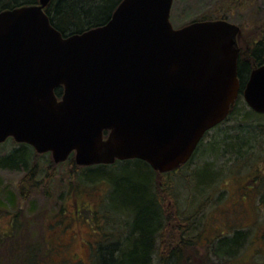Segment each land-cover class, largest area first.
<instances>
[{
    "label": "water",
    "instance_id": "water-1",
    "mask_svg": "<svg viewBox=\"0 0 264 264\" xmlns=\"http://www.w3.org/2000/svg\"><path fill=\"white\" fill-rule=\"evenodd\" d=\"M50 1L0 11V144L11 138L55 164L138 159L167 173L230 114L241 88L235 24L175 29L172 0H122L104 25L63 36ZM242 98L264 114V64Z\"/></svg>",
    "mask_w": 264,
    "mask_h": 264
},
{
    "label": "rangeland",
    "instance_id": "rangeland-1",
    "mask_svg": "<svg viewBox=\"0 0 264 264\" xmlns=\"http://www.w3.org/2000/svg\"><path fill=\"white\" fill-rule=\"evenodd\" d=\"M21 1L26 4L33 0ZM219 16L239 28L236 43L240 55L245 57L246 46L257 40L260 29L264 27V0H172L170 23L175 29L202 18L214 19ZM241 101L244 110L239 109L240 116L237 121L232 117L219 128L207 132L195 150L188 168L169 174L154 172L153 183L160 187V190L155 188L156 193L164 198V218H172L168 228L162 227V252L179 249L184 252V256L190 255L189 264L196 261L209 264H264V203L260 201L262 192L264 194V145L253 151L257 155L256 158L250 156L239 159L241 165L233 161L234 155L230 150H208L209 144L217 145L216 143L223 139L231 143L239 133V125L242 123L240 119L244 111L251 110L243 99ZM257 121L264 123V118ZM244 136L241 132V137ZM17 144L8 138L0 145V158L17 149ZM37 156L34 159L39 170L36 188L30 186L32 183L25 179L22 171L0 167V200L7 203L6 199L9 198L13 202L0 209V240L3 237L7 245L8 241L13 242L9 233L17 225L26 233V241L29 244L47 251L49 247L53 249L57 242L54 238L48 242L47 234L56 229H63L65 225L64 220L59 222L65 212L63 206L66 207L73 201L87 202L89 205L104 201L107 207H116L119 203H108V194L112 192V189L107 192V187L109 189L110 186L108 174L104 179L95 177L92 172H86V180L89 179L88 181L94 184L82 183L83 180L80 183L77 180L74 182L75 170L69 160L55 164L50 154ZM128 171L130 169H126V166H121L111 176H120L121 172ZM72 183H77L78 187L70 188ZM203 187H207L205 191ZM105 205H102V208L106 207ZM174 217L183 222L178 225L173 221ZM123 218L126 219V216ZM128 222L130 223V219ZM128 222L120 221L121 229L128 231ZM53 223L56 225L51 227ZM240 230L245 234L244 247L226 263L212 260L209 254L211 242L206 247V240L218 235L231 236L234 231ZM119 234L114 233L115 240H118ZM124 235L119 239H124ZM259 235L262 239L258 242ZM16 239L20 237L16 236ZM7 253L5 244L1 243L0 264H21V257H24L21 253H15L17 257ZM56 261L55 256L46 254V258L41 263L39 261V264H56ZM152 264L158 263L154 261Z\"/></svg>",
    "mask_w": 264,
    "mask_h": 264
},
{
    "label": "trees",
    "instance_id": "trees-1",
    "mask_svg": "<svg viewBox=\"0 0 264 264\" xmlns=\"http://www.w3.org/2000/svg\"><path fill=\"white\" fill-rule=\"evenodd\" d=\"M121 1L122 0H52L46 10V14L49 16L51 25L63 36L80 34L86 30L104 25L110 19L113 11ZM22 2L21 0H0V10L24 5L25 3ZM30 3L33 2L31 1ZM214 19L226 20L222 16ZM206 20L213 19L206 17L202 18L200 21ZM251 45L248 51L252 59L251 63H254L255 66H260L264 63V27L260 29L257 40L251 42ZM247 66L246 63L240 62L239 64L238 75L240 76L239 81L241 84L239 97L230 115L220 125L228 122L232 117L237 121L238 116H240L239 109L242 108L244 110L241 94L244 82L247 79V77H243ZM62 92L63 89L61 87L57 88L55 90L56 97L60 98ZM263 118L264 115H258L251 110L244 111V115L242 119H240L242 122L239 125L241 129L234 137L233 141L227 143L226 139H223L220 143L217 142V145L209 144L208 150L210 148L211 150L215 149L217 151L220 149V152L222 150L225 152L230 150L234 155L233 161H236L238 165H241L239 159L250 156L256 158L257 155L253 153V151L258 147L262 148V145H264V139H261L262 137L264 138V123L257 121ZM220 125L213 129L219 128ZM241 132L245 134L243 138L241 137ZM243 145L245 146L242 149ZM17 146V149L0 158V167L22 171L25 174V179L28 180L29 183H32L30 186L36 188L38 182L36 177L39 174V170L38 163L34 159L38 157L37 153L32 147L26 144H17ZM213 152L216 153V151ZM192 157L185 165L174 170L172 173H177L180 169L188 168L192 162ZM68 160L69 163L74 166V182L77 180L80 183V181L83 180L82 183L94 184V182L91 183L88 181L89 179L86 180V172H92V175L94 174L95 177L100 176L104 179H106L105 176L108 174L111 179L108 177L110 186L109 189L107 187V192H110L112 189V192L108 194L110 196V201H108V203H119L115 208H118L117 210L119 212L129 214L131 224L127 231V233H129V235H127V240L123 243L118 242L120 241L119 238L118 240L112 241L113 245L106 248L107 253L100 260V264H152L154 261H157L158 264H183L184 262L189 264L190 255L184 256V252L179 251V249H171L165 253L157 250L156 245L161 241V237H158V234L164 233V229L170 226V220L172 218H164V213L162 212L164 198L156 193L155 188L160 190V187L153 183L155 171H153L147 163L132 159L116 161L111 165L79 167L74 163L73 154L70 155ZM121 166H126V169H130V171L121 172L120 176L119 174L111 176L114 171ZM100 170L103 172H99ZM72 184L70 188L78 187L77 183ZM206 188L203 190L205 191ZM260 198V201L264 203L263 192ZM6 202L8 204H13L12 200L9 198L6 199ZM7 203L0 200V209L4 208L5 204L9 206ZM179 220L180 221H177L176 217H174L173 221L179 225V223L183 222L180 218ZM187 220L188 219H186V221ZM162 227H164V229ZM9 235H12V240L14 241H8L7 245L2 237L0 244H5L6 252L11 253L10 255L16 256L15 253H21L24 256L21 257V264H39V261L41 263V261L46 258V249L42 251L36 245L29 244V242L26 241V233L20 230L19 226L15 225ZM16 236H19L20 239H16ZM261 239L262 237L259 235L257 241L259 242ZM244 240L245 234L241 232V230L234 231L231 236H215L210 243V257L216 262L226 263V261H229L231 257L244 247Z\"/></svg>",
    "mask_w": 264,
    "mask_h": 264
},
{
    "label": "flooded vegetation",
    "instance_id": "flooded-vegetation-1",
    "mask_svg": "<svg viewBox=\"0 0 264 264\" xmlns=\"http://www.w3.org/2000/svg\"><path fill=\"white\" fill-rule=\"evenodd\" d=\"M32 2L33 3H26L24 5H35L38 3V0H33ZM48 6L45 9V13ZM7 9H2L0 11ZM250 46L252 45L250 44L246 46L247 52L245 57L241 56L242 54L240 55V50L238 54V67L240 62L248 65L247 68H245V74L243 75V77L247 78L251 70L255 67L254 63H251L252 59L248 53ZM241 66L243 68L242 64ZM238 77L240 76L238 75ZM102 205H105L104 201L103 203H94L90 205L87 202L73 201L69 202L66 207H62L65 212L63 213V218L59 219V222L62 223L64 220L65 225H63V229H56L47 234L46 237L48 238V242L52 238L57 240L53 249L49 247V250L46 251V254H52V257L55 256V258H57L56 264H100V260L107 253L106 248L113 245L112 241L115 240L113 237L114 233H120L119 236L117 235L119 238L125 234L124 239L120 240H127V235H129V233H127L126 229H121L122 226H119V224L122 220L128 222L129 214L119 212L117 210L118 208L111 206L107 207L105 205L106 207L102 208ZM162 212L164 213L163 208ZM123 216H126V219H124ZM65 220L67 223H65ZM130 224L131 221L130 223L128 222V227ZM54 225L56 224L53 223L50 226L53 227ZM158 237H161L162 239L164 233L158 234ZM214 237L206 240L204 245L207 244V247L208 243H210ZM161 245L162 240L156 245L158 251H163ZM195 264H209V262L201 263L200 261H196Z\"/></svg>",
    "mask_w": 264,
    "mask_h": 264
}]
</instances>
